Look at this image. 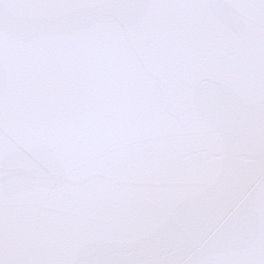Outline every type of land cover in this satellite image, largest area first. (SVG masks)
<instances>
[{"label":"snow or ice","instance_id":"6c2138e0","mask_svg":"<svg viewBox=\"0 0 264 264\" xmlns=\"http://www.w3.org/2000/svg\"><path fill=\"white\" fill-rule=\"evenodd\" d=\"M0 264H264V0H0Z\"/></svg>","mask_w":264,"mask_h":264}]
</instances>
